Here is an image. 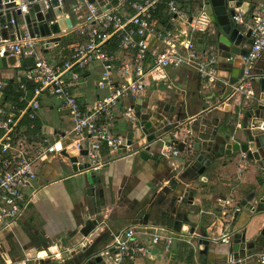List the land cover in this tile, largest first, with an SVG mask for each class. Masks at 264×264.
Returning a JSON list of instances; mask_svg holds the SVG:
<instances>
[{
  "label": "crops",
  "instance_id": "obj_1",
  "mask_svg": "<svg viewBox=\"0 0 264 264\" xmlns=\"http://www.w3.org/2000/svg\"><path fill=\"white\" fill-rule=\"evenodd\" d=\"M72 2L73 0H66L65 4L66 15L71 18L73 23L72 30H69L62 37L60 44L51 49L49 53H41L49 62L60 63L66 60L72 47L80 42V38L73 32V29L86 17L88 5L83 0L82 5L73 4L72 7ZM257 3L258 0L256 5ZM196 4L197 0H181L180 2V6L190 16L201 14ZM121 11L124 17H130L133 14L129 8ZM252 11L253 9L245 15L246 23H250ZM168 26L169 28L163 26L158 28L165 32L171 30L179 42L195 39L200 54L209 56L206 45L202 41L203 31L191 34L189 26L182 23H169ZM204 29L203 26L202 30ZM158 45L159 42L155 38H150L152 49ZM130 55V53L119 51L116 55L117 63L119 64V58L122 56ZM14 58H16L15 66H8L0 70V86H2L0 88V103L4 105L16 102V90L19 83L24 79L25 72L34 66L33 58L11 56L10 61L13 62ZM102 72L101 64L96 62L83 74L84 81L77 92L81 103L92 104L98 99L97 96L100 93L96 84L100 80ZM9 81L12 83L11 86ZM225 83L228 81L224 78L223 82H210L199 72L190 68L168 70L165 78L149 82L141 104L139 105L138 102L135 109L141 110L143 114L147 113L150 108L154 110V116L173 117L174 122L177 119H183L185 115L189 118L197 117L190 124L194 128L203 124L204 121L215 123L216 118L221 120L228 114L223 110L217 111L215 114L210 111L211 106L225 97L224 87L227 85ZM53 99L55 98H47L42 101L41 110L36 120V130L42 137L50 139H56L72 126L69 113L62 108V104L57 99L55 101H58V104L50 101ZM229 99L230 97L225 102L230 103L232 99ZM240 99L238 98V100ZM124 103L128 105L132 101ZM231 103L233 105L231 108H234L235 103ZM55 112L60 115L62 122L52 117ZM62 113H66V116H62ZM232 121H236V119ZM234 124L235 128L239 129L241 121ZM28 125V120L24 119L21 123V131L25 138L31 140L33 133L28 130ZM114 126V133L122 136H127L129 132L136 129L132 122L122 117H117ZM155 152L157 153L158 150ZM103 157L110 162L94 172L97 181L92 185V189H86L87 185L82 176L69 180L61 179L63 176L61 175V164L64 165V161H66L62 156H57L39 166V179L36 182V187L40 191L22 220L17 222L12 231L2 235L7 258L3 259L0 255V264H41L46 259L47 248L44 245H54L60 248L65 245L68 236L75 233L77 234L74 240L81 242L82 236L78 229L88 218H96L92 212L96 206L89 197V194L93 192L96 194L98 210L102 212L101 217H98L100 220L109 225L119 226L120 232L130 227L136 228L137 238L147 247V254L140 257L135 264H223L227 259L226 252L228 251L219 248L210 251L208 255H202L197 244L199 238L197 232L183 234L168 229H154L150 226L143 227L132 224L129 208L152 202L155 192L169 186L171 179L177 182L173 186L176 193L182 194L186 187L190 188L191 192L193 190L194 202L191 204L186 202L183 205V211L193 214L190 217L191 223L198 229L205 230L209 239L212 241L222 240L226 232V225H229L230 229L246 234L249 243L259 244L258 247L248 250L246 253L264 252V239L260 236V232L264 229V203L260 202L264 196V189L260 181L261 172L242 155L236 158H223L217 163L214 170H207L196 182L191 181V178L196 177L194 173L190 176L186 173L185 167L181 163L183 159L180 156L164 160L156 154L155 157L153 155L151 159L144 160L140 155H133L113 161L115 156L104 148ZM246 199H248V203L241 204ZM249 204L256 208V212H252V207ZM226 205L231 210L228 213L225 210L222 211L227 207ZM88 209L92 213L90 216H88L90 213ZM31 219L38 222L36 229L31 227ZM155 234L175 236L176 240L170 246L165 241L154 244Z\"/></svg>",
  "mask_w": 264,
  "mask_h": 264
},
{
  "label": "built area",
  "instance_id": "obj_2",
  "mask_svg": "<svg viewBox=\"0 0 264 264\" xmlns=\"http://www.w3.org/2000/svg\"><path fill=\"white\" fill-rule=\"evenodd\" d=\"M59 1L63 5L64 0ZM84 1L88 5V13L73 29L80 42L72 47L66 60L60 63L46 60L38 51L46 42L43 38L24 35L16 41L0 43L1 57L9 53L11 56L34 59V66L25 72L16 90V102L9 105L0 103V255L3 259L7 255L2 235L12 231L22 220L40 191L36 187L40 165L61 156V152L72 144L79 160L88 163L92 172L110 162L103 157L104 148L115 156L113 161L128 157L121 151L123 146L129 147V139L126 135L114 133L115 121L117 117H122L135 125V106L141 104L149 82L165 78L168 70L190 68L210 82H223L218 75L215 57L200 54L195 39L179 42L171 30H159L155 15L163 0H121L113 7L115 9L108 10L102 9L105 5L98 8ZM180 2L168 1L170 23L189 26L191 34L204 32L202 27L206 26L207 18L203 14L190 16ZM125 8L133 11L130 17H124L121 13ZM20 10L23 14L28 13V4L21 5ZM245 15L241 9H237L234 20L242 28L251 30L253 44L248 56L243 58V79L246 81L240 87H232L230 98L236 93L246 98L254 96L249 79L264 52V0H258L253 8L250 23L245 22ZM112 38L118 39L120 52L131 54L119 58L115 75L113 58L106 51ZM150 38L159 42L158 47H150ZM115 59L118 60V57ZM96 62L103 68L96 88L104 96L92 104H83L77 93L78 88L84 81L83 74ZM47 98H55L62 104L72 124L56 139L42 137L36 130L42 101ZM125 101L132 103L127 105ZM24 119L28 120L27 128L33 133L31 140L22 134L21 123ZM67 138L71 139V144L64 146ZM147 147L144 146L142 150ZM84 150L87 154L81 156ZM155 151L151 150L150 154H157L161 159L179 157L181 154L176 148L168 146L157 153ZM175 240V236L164 234L153 237L154 244L165 241L168 246ZM56 249L54 245L49 246L45 251L46 256H54ZM146 254L147 247L137 238L135 227L114 235L111 245L101 253L108 264H135ZM223 264H264V252H244L238 259L231 258Z\"/></svg>",
  "mask_w": 264,
  "mask_h": 264
},
{
  "label": "water",
  "instance_id": "obj_3",
  "mask_svg": "<svg viewBox=\"0 0 264 264\" xmlns=\"http://www.w3.org/2000/svg\"><path fill=\"white\" fill-rule=\"evenodd\" d=\"M87 1L98 8L101 7L100 5H105L102 9L108 10L116 7L121 0ZM256 1L197 0L199 13L207 18L202 41L206 45L208 55L215 57L219 77L228 81L224 87L225 97L211 106L210 111L215 114L223 110L228 113L226 117L221 120L216 118L215 123L204 121L203 124L194 128L190 124L197 117L189 118L185 115L183 119H177L174 122L173 117L154 116V110L150 108L143 114L141 110L135 109L136 129L127 135L129 147L123 146L121 153L129 156L140 155L144 160H149L152 158L151 150H159L165 146L176 148L181 153L180 158L183 159L181 163L186 173L189 176L194 173L196 176L191 178L192 182H196L207 170H214L223 158H236L242 155L261 172L260 181L264 189V52L256 62L252 77L249 79L254 96L246 98L241 93H236L229 99H232L230 103L225 102L233 92L232 87H240L246 81L243 79V58L248 56L253 44L251 30H245L234 20L236 9H241L247 14L256 6ZM63 2L64 6L59 0H0V43L16 41L24 35L31 38H43L46 42L38 51L44 54L49 53L73 28L71 18L66 15V0ZM24 4L29 6L26 14L20 10V6ZM10 58L9 53L3 57L0 56V70L16 65V58L13 62ZM238 98L241 99L238 100ZM231 102L235 103L234 108H231ZM234 119L236 121H232ZM238 121H241L239 129L234 126V123ZM138 133L140 136L137 135ZM67 144H71L70 138L64 141V146ZM147 145V149L142 150ZM86 154L87 151L84 150L81 156ZM77 155L78 152L73 144L61 152V156L66 159L64 163L68 170L61 171L63 175L61 179L69 180L82 176L87 185L86 189H92V185L97 181L95 173L90 171L89 164L81 162ZM174 183H177L176 180L171 179L169 186L155 192L152 202L129 208V215L134 226H150L154 229H168L183 234L197 232L200 253L208 255L212 250L223 248L228 251L225 261L231 258L238 259L243 252L255 248L256 243H249L246 234L227 227L222 240L209 239L205 230L198 229L191 223L190 217L193 214L183 211V205L186 202L189 204L194 202L193 190L191 192L190 188L186 187L182 194H178L173 187ZM89 197L96 206L92 211L96 218H88L78 229L82 241H86L83 245H80L82 241L74 245V237L77 234L75 233L68 236L65 242L68 249L74 247L83 254L81 264H91V258L97 257L100 252L99 244H97L100 237L108 235L109 240L104 245L106 248L111 245L114 235L120 232L119 226L109 225L98 218L101 217L102 212L98 210L96 194L93 192L89 194ZM260 202L264 203V196ZM245 203H248V199L243 200L241 204ZM249 206L252 207V212H256L254 206L251 204ZM89 212L88 216L92 214L91 211ZM30 225L36 229L38 222L31 219ZM260 236L264 239V229L260 232ZM44 247L48 248L49 245L46 244ZM87 248L93 251L89 254L86 252Z\"/></svg>",
  "mask_w": 264,
  "mask_h": 264
},
{
  "label": "flooded vegetation",
  "instance_id": "obj_4",
  "mask_svg": "<svg viewBox=\"0 0 264 264\" xmlns=\"http://www.w3.org/2000/svg\"><path fill=\"white\" fill-rule=\"evenodd\" d=\"M140 222H142V220ZM108 240L109 238L106 235L104 237H100L97 243L99 244L100 252L98 253L97 257L91 258L92 259L91 264H108L106 262V259L101 255L102 251L105 249L104 245L106 244V241ZM258 245L259 244H256L255 248L258 247ZM56 250L57 252H55L54 256L47 255L45 257L46 259L43 260L41 264H81L83 260V254L80 253L79 249H74V247L71 249H68L66 245H62V247L60 248L57 247ZM92 251L93 249H90V248L86 249V252L89 254Z\"/></svg>",
  "mask_w": 264,
  "mask_h": 264
},
{
  "label": "trees",
  "instance_id": "obj_5",
  "mask_svg": "<svg viewBox=\"0 0 264 264\" xmlns=\"http://www.w3.org/2000/svg\"><path fill=\"white\" fill-rule=\"evenodd\" d=\"M168 1L169 0H163L161 2V4L159 5L158 7V10H157V13L155 15V19L158 21V27H161L162 26L164 28L168 27L169 28V23H170V16H169V13H168ZM84 2L83 0H73V2L71 3L72 4V7H73V4L74 5H82ZM160 30V29H159ZM106 51H107V54L113 58V62H112V65L114 66V75H115V71H116V68L119 66V64L117 63L118 60L115 59L116 55L119 53L120 49H119V41L117 38H112L107 46H106ZM33 62H34V59H33ZM30 70V69H29ZM11 81H9V84L10 86L12 85V83H10ZM101 96H104V94H99L97 96V98L101 97Z\"/></svg>",
  "mask_w": 264,
  "mask_h": 264
},
{
  "label": "rangeland",
  "instance_id": "obj_6",
  "mask_svg": "<svg viewBox=\"0 0 264 264\" xmlns=\"http://www.w3.org/2000/svg\"><path fill=\"white\" fill-rule=\"evenodd\" d=\"M50 101H52L54 104H58V101H55V99L50 100ZM62 116L65 117V116H66V113H62ZM52 117H53V118H57V119L60 120V122H62V121H61V118H60V115H58L57 112H55V114H54ZM61 167H62V170H66V171H68L67 168H66V165H65V164H64V165L61 164ZM226 206H227V205H226ZM229 208H230V207L227 206L226 208H223L222 211L225 210V211L228 213V211H231ZM230 213H231V212H230ZM227 215H228V214H227ZM224 223L226 224V222H224ZM226 227L229 228V225H228V226L226 225ZM138 237H139V235H138ZM73 243H74V245H75V244L77 243V240H74Z\"/></svg>",
  "mask_w": 264,
  "mask_h": 264
}]
</instances>
